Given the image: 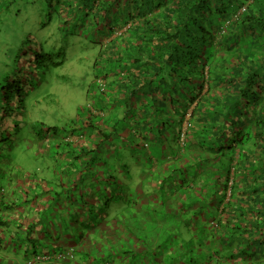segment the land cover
Here are the masks:
<instances>
[{
  "label": "trees",
  "instance_id": "trees-1",
  "mask_svg": "<svg viewBox=\"0 0 264 264\" xmlns=\"http://www.w3.org/2000/svg\"><path fill=\"white\" fill-rule=\"evenodd\" d=\"M16 1L0 0V20L1 12ZM32 3L26 6L38 5V30L13 35L5 59H0V111L10 124L46 72L62 64L58 48L49 49L40 30L54 24L58 39L80 22L95 44L120 32L99 45L106 53L93 64H105L93 78L96 107L82 109V117L68 127L36 133L38 142L58 140L43 145L50 151L51 178L26 177L40 191L33 205L15 178H8L9 193L0 187V250L12 244L33 247L32 253L23 252L26 264H62L80 254L90 264L98 258L102 264H131L137 263V253L145 263V256L157 254L142 251L147 247L142 241L148 239L152 252L168 251L161 250L163 243L155 245L162 239L157 240L151 224L165 213L153 203L165 205L173 189H182L183 201L175 203L187 211L165 215L176 221L167 224L163 241L172 239L180 246L182 239V253L188 256L193 239L185 240L176 229L181 221L187 229L194 223L197 240L210 230L220 245L235 244L224 254L213 251L212 264H264V0ZM169 135L176 146L164 142ZM143 139L153 145L140 151ZM127 151L147 166L167 163L170 156L197 169L200 165L192 163L201 159L203 169L216 174L196 189L199 185L186 170L175 162L162 163L165 172L150 180L157 189L149 188V198L140 201L138 187L122 180L133 178L123 163ZM103 165L110 173L95 168ZM151 169L145 170L147 177H152ZM165 182L169 196L161 200L158 193ZM18 190L24 198L17 196Z\"/></svg>",
  "mask_w": 264,
  "mask_h": 264
},
{
  "label": "rangeland",
  "instance_id": "rangeland-1",
  "mask_svg": "<svg viewBox=\"0 0 264 264\" xmlns=\"http://www.w3.org/2000/svg\"><path fill=\"white\" fill-rule=\"evenodd\" d=\"M28 1H30V4H33L32 1L36 3L37 0H17L8 10L1 12L0 59H5V54L8 52L10 39L13 35L18 34L19 31L21 33L22 31L28 30L36 33L35 30H38V28L34 27V22L35 18H37L36 21L38 20L37 13L39 12V7L37 4L34 6H26ZM54 28L55 25L50 24L45 27L44 30H40L39 32L41 35H44V37H48L49 49L50 47H53L54 49L56 47L58 48L56 52L61 53L60 57L62 64L51 69V72L49 71L50 73L46 72L45 77L37 85V87H35L25 97L23 106L19 107V112L15 113V120H12L14 124H10V117L5 115L3 111H0V187L6 188L8 193L9 187H7V184L9 176H11V179L15 178L17 182H20L22 177L24 178L25 176H31L34 180L36 178L45 177L50 179L52 166V162L50 161L51 156L49 155L50 151H47V149L43 147L45 142L43 145H35L33 143L37 138L36 133L39 132V130L43 133V130H45L46 127H64L65 125L68 127L69 124L77 122L78 118L80 119V117H82V109L86 107L92 109L91 106L96 107V103H93L95 99L93 98V78L95 75L101 73V67L105 64L99 61L96 63L97 68H94L93 64L99 54L105 55L106 53L105 49L100 50L99 45L101 43L103 45L107 44L109 40L115 36V33L118 34L120 32L119 30H117L119 32L115 30L116 32L114 34L103 38L101 43L99 41L98 44H95L91 43L92 35L90 31H87L85 25H81L80 22L77 24L72 23L70 28L66 29L69 34H61L58 39H55L56 31ZM90 87L91 90L89 89ZM107 89L109 88L106 87V90ZM87 90H89V93ZM183 125H186V123ZM128 129L131 131V126ZM120 133L121 130L119 131V134ZM130 138L133 140L132 136H130ZM165 139L166 140L164 142L172 144L173 147L178 144L174 135H169L165 137ZM151 145H153L152 141H148L147 139L145 141V139H143L141 140V147L139 150L142 151V148L144 147L145 149H148ZM175 151H178V149H175ZM126 153L129 156V159H126V162L123 163H125L127 169L129 170V174H131L132 168H135V171L138 172L139 170H149L155 167L157 171H152V169L150 170L152 172L153 180L160 174L159 170L163 169V165L161 166V164H172L170 162H175L174 165L179 166L181 170L183 169L182 172H184V170L187 171L189 174L188 178L190 180L194 179L195 184L199 185L196 186V189L202 186V184H200L202 181L204 182L207 178L212 180V175L216 174L213 170L208 171L206 168L203 169V161L201 159H198V162L196 161L193 163L191 160L193 165H200L197 169H193V167L192 169H188V167L185 168L184 166L188 164L186 162L181 163L180 160L177 162L175 158L170 159L167 163L164 160H159L158 163L155 162V165L151 164L147 166V162L144 161L142 163V160H136L132 157L129 151ZM138 156L142 159L144 155ZM185 156L186 157L183 159L188 160L189 163L190 157L188 158V155ZM95 168L98 169L100 173L103 170H107L104 165L100 167L95 166ZM180 169L177 171V175L179 176L181 175ZM107 172L110 173L108 170ZM16 174L18 175L17 177L15 176ZM122 180L131 186L132 177L130 175H128L126 179ZM211 180H209V182L207 180V183H210ZM146 181V179H143L142 182L145 183ZM168 185L169 183L165 182L163 185L164 188H162V191L158 193L161 196V200H164V196H168L167 191L164 190ZM116 186H118L117 183L112 184L113 188ZM206 186L207 188L210 187L208 184H206ZM20 191L21 190H18L16 193L18 194ZM71 217L74 218L75 216ZM94 219H96V215ZM151 225L154 227V230H152V233L154 234L156 233L157 225ZM210 225L211 223H209V227ZM66 227H69V224H67ZM152 233L149 232L148 236H151ZM211 237L212 234L210 230H207L203 239L199 237L198 240L195 237L192 238V243L195 246L194 250L187 252L188 256H184V253L178 251L176 248L178 243L172 239H167L166 241H163L162 239L160 240L162 242L159 241L155 243V245L163 243L165 246L161 247V250L168 249V251L172 252H152V249L155 247L150 248L151 245L147 239L142 242H145L148 248L142 247V251L149 253L150 250V253L157 254V256H149L148 254L144 257L147 258L146 262L142 263L143 254L137 253L135 254L136 258H134L133 261L137 263L131 264H212V261L215 259L213 251H217L218 254H224L230 250L231 246L235 247V244L228 245V243L220 245L218 240H213ZM142 239L144 240V237H142ZM24 245L25 244H20L15 246V244H12L13 252L16 256H18L17 258L19 259L18 262H20V264H25L23 252L29 251L32 253L33 251V247H28V245L25 249H21ZM126 246L125 249L128 250ZM242 248H244V246H242ZM110 256L111 254L108 255V258H110ZM77 258L83 260V256L81 254L80 257ZM187 259L191 260V262L189 263ZM238 259L239 258L236 257L233 258L232 261L236 262ZM262 259H264V257ZM97 263L102 264V260L98 258L96 264ZM0 264L8 263L0 256ZM46 264L51 263L48 262ZM62 264H73V261L63 262Z\"/></svg>",
  "mask_w": 264,
  "mask_h": 264
},
{
  "label": "crops",
  "instance_id": "crops-1",
  "mask_svg": "<svg viewBox=\"0 0 264 264\" xmlns=\"http://www.w3.org/2000/svg\"><path fill=\"white\" fill-rule=\"evenodd\" d=\"M37 140H38V138H36V141L33 142L35 145H43L44 142H45L44 144L47 145L48 142L55 141V140H58V139L50 140V141H48V139H47L46 141L45 140H42V141H39V142ZM167 158H168V160L172 159L170 156L167 157ZM127 159H129V157ZM153 170L154 171H157V169L155 170V168H152V171ZM159 172H160V174H163L164 173V168L162 170H159ZM131 174L133 176V178H132V183H134L133 186L136 185V187H138V196H139L140 201L146 200L147 198H149V195H150L149 188L151 190H154V191L157 189L155 186H153L154 183L153 184L150 183V180H152V177H150V176L147 177V175L145 174V169L144 170H139L138 172H136L135 171V168H132ZM28 178H26V176L24 178L22 177V180H20V182H17L16 179H15L14 180V183H16L18 186H21L22 188H25L26 189L27 196L30 197V203H31V205H33L32 203L35 201L34 199L37 197V195L35 196V194H37V193L39 194L40 191L34 189L33 185H31V181ZM50 178H51V176H50ZM143 179H146L147 180L145 182V184L142 183ZM173 190H174L173 193L170 194L171 197L168 198L169 195L166 197V199L167 198L168 199H167L165 205L164 204L161 205L159 202L153 203V204L156 205V207H158L157 208L158 209V212H159V210H162V213L164 212L165 215H169L168 213H170V212L172 213V211H176V212H179V211H187L183 207H181V205L179 204L180 202L182 203V201H183L181 199H182V196H183L184 192L182 193V191H180L182 189H179V190L173 189ZM23 194L24 193H21V191H20V193H18L17 196L19 195V197L24 198V195ZM172 199H173V201H172ZM175 201H180V202L179 203H175ZM187 206H189V205H187ZM193 209H194V207L192 206L191 207V210H193ZM165 215L164 216L161 215L159 217H156L155 218V221H153V224H156L157 225V229L158 230H156V232L158 231L157 232V238H158V240H159V237L160 236H161L160 239H163V237L167 236L166 235L167 234L166 229L168 227L167 224H170V222H171V224H173L176 221V220H174V221H167L168 218ZM176 217L178 218V215H175L174 218H176ZM203 217H204V215H203ZM148 219H150V217ZM168 220H170V219H168ZM148 221L151 222V220H148ZM183 222L184 221H181L179 225L181 226ZM179 227L176 230H179V232L181 231L182 238H185V240L195 237L194 232H197V230L194 228V223H193V225L192 224L189 225V227H188L189 229L184 228V225H182L180 228ZM171 228H172V226H171ZM182 241L183 240L181 239V241H180L181 245L180 246H176V248L178 249V251L181 252V253H182V249H183L181 247L182 244H183ZM25 248L22 247L21 249H25ZM167 252H172V251H167ZM0 256L3 257L4 260H6L8 264H20V262H18V260H19L17 258L18 256H16L15 253L13 252V248L7 249V250L6 249L0 250ZM72 261H73V264H90V263L82 262L77 257H75L74 260H71L70 262H72ZM46 263H48V262H42L40 264H46ZM190 264H192V263H190Z\"/></svg>",
  "mask_w": 264,
  "mask_h": 264
},
{
  "label": "built area",
  "instance_id": "built-area-1",
  "mask_svg": "<svg viewBox=\"0 0 264 264\" xmlns=\"http://www.w3.org/2000/svg\"><path fill=\"white\" fill-rule=\"evenodd\" d=\"M247 3H251V0H247ZM246 3V4H247ZM245 5L244 6H242L240 9H239V12H242V11H244L245 10Z\"/></svg>",
  "mask_w": 264,
  "mask_h": 264
}]
</instances>
